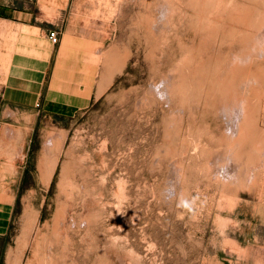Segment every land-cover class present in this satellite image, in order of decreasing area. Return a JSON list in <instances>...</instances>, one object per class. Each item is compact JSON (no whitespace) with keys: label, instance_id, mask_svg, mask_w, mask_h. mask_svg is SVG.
I'll list each match as a JSON object with an SVG mask.
<instances>
[{"label":"rangeland","instance_id":"obj_1","mask_svg":"<svg viewBox=\"0 0 264 264\" xmlns=\"http://www.w3.org/2000/svg\"><path fill=\"white\" fill-rule=\"evenodd\" d=\"M0 9L122 66L86 109L0 116V264H264V0Z\"/></svg>","mask_w":264,"mask_h":264},{"label":"crops","instance_id":"obj_2","mask_svg":"<svg viewBox=\"0 0 264 264\" xmlns=\"http://www.w3.org/2000/svg\"><path fill=\"white\" fill-rule=\"evenodd\" d=\"M38 21L22 11L0 9L2 118L8 111L14 117L34 114L37 105L54 115L86 109L104 97L121 71V59L110 48L98 53L104 44L96 37L60 28L54 45L51 29Z\"/></svg>","mask_w":264,"mask_h":264},{"label":"built area","instance_id":"obj_3","mask_svg":"<svg viewBox=\"0 0 264 264\" xmlns=\"http://www.w3.org/2000/svg\"><path fill=\"white\" fill-rule=\"evenodd\" d=\"M60 35H61V29H54L48 33V37L51 43L54 45L58 44ZM1 100H2V87L0 86V104H1ZM23 157L25 158L26 156L23 155Z\"/></svg>","mask_w":264,"mask_h":264},{"label":"trees","instance_id":"obj_4","mask_svg":"<svg viewBox=\"0 0 264 264\" xmlns=\"http://www.w3.org/2000/svg\"><path fill=\"white\" fill-rule=\"evenodd\" d=\"M2 256H3V249H1L0 247V260L2 259Z\"/></svg>","mask_w":264,"mask_h":264}]
</instances>
